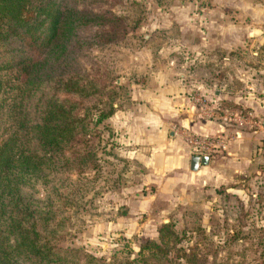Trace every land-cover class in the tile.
<instances>
[{
	"label": "rangeland",
	"instance_id": "1",
	"mask_svg": "<svg viewBox=\"0 0 264 264\" xmlns=\"http://www.w3.org/2000/svg\"><path fill=\"white\" fill-rule=\"evenodd\" d=\"M93 5L111 7L125 31L119 30L117 44L79 58L88 76L105 85L104 94L83 100L80 110L93 124V135L85 139L98 147V192L88 194L79 221L61 244L109 258L136 251L143 240L156 238L162 223L174 219L179 227L182 213H194L212 240L242 251L246 264H264V167L258 163L226 179L191 183L169 169L161 171L166 150L139 144L149 130L144 126L149 111L195 112L192 96L214 99L219 89L238 94L244 85L259 87L264 95V63L253 68L244 53L256 50L257 41L264 47V0H96ZM250 12L257 17L249 20ZM221 30L234 36L227 48L215 36ZM182 100L187 104H177ZM108 101L114 113L94 123L98 111H108ZM165 127L182 141L174 132L185 127Z\"/></svg>",
	"mask_w": 264,
	"mask_h": 264
},
{
	"label": "trees",
	"instance_id": "2",
	"mask_svg": "<svg viewBox=\"0 0 264 264\" xmlns=\"http://www.w3.org/2000/svg\"><path fill=\"white\" fill-rule=\"evenodd\" d=\"M93 3L0 0V264H246L242 251L206 235L194 213H182L179 227L174 219L162 223L136 251L109 258L61 244L88 194L98 192V147L85 139L93 124L80 110L105 85L88 76L79 58L117 44L125 31L111 7ZM255 49L244 52L253 68L264 63L263 45ZM106 104L94 123L114 113Z\"/></svg>",
	"mask_w": 264,
	"mask_h": 264
},
{
	"label": "crops",
	"instance_id": "3",
	"mask_svg": "<svg viewBox=\"0 0 264 264\" xmlns=\"http://www.w3.org/2000/svg\"><path fill=\"white\" fill-rule=\"evenodd\" d=\"M247 14H250V17H248L249 20L257 17L255 12ZM257 19H259V16ZM230 22L233 23L231 17L228 19L229 24ZM215 36L222 39V46L224 48L229 47V42H227L228 39L234 37L232 33L227 30L216 31ZM248 36L249 38H252L251 35ZM256 38L259 37H255L254 40H256ZM235 43L236 42L233 40L232 44ZM254 44L257 46L259 45V42H254ZM256 72V76L259 78V69H256ZM230 93L231 92L221 94L218 91H215L214 100H228L231 97V100L234 102H240L243 106L253 110L255 114H264V95L259 94V87H255L254 85H244L243 92L238 94ZM169 97L175 96L170 94ZM168 99L171 101L170 98ZM182 102L187 104L185 100L179 101L177 104H181ZM169 123L178 124L179 126L185 127L187 130L198 134L214 135L225 131H233L237 136L225 151L216 153L210 157L207 165H199L195 171H190L188 169L189 157L192 154L189 152L187 146L182 141H178V143L177 139L174 137L175 135L173 136L171 131L165 127V125L167 126ZM147 125L149 126V130L144 129L145 133L139 144L149 143L152 145L150 146L151 149L161 148L166 150V157H164L165 161L160 165V169H162L161 171L169 173L167 172L169 169L173 174H179L186 178H190L191 183L194 181L197 183H203L207 180V177H210L213 180L226 179L234 172H241L250 168L255 169L258 163L259 167H264V132L262 131L253 132L245 128L231 129V127L225 123L201 118L197 111L194 112L193 108L187 109L183 114L175 111H167L166 113H154L153 111H149L144 126ZM164 137H169L173 143L177 142L178 146L170 145L168 140H163Z\"/></svg>",
	"mask_w": 264,
	"mask_h": 264
},
{
	"label": "built area",
	"instance_id": "4",
	"mask_svg": "<svg viewBox=\"0 0 264 264\" xmlns=\"http://www.w3.org/2000/svg\"><path fill=\"white\" fill-rule=\"evenodd\" d=\"M260 92L263 93L264 91L261 90ZM191 101L196 106V111L200 117L225 123L231 129L245 128L253 132H264V116L255 114L251 109L245 107L226 108L212 99H206L201 94L192 96ZM174 133L180 136L191 154L207 155L209 158L216 153L225 151L237 136L233 131L207 135L187 129H177Z\"/></svg>",
	"mask_w": 264,
	"mask_h": 264
},
{
	"label": "water",
	"instance_id": "5",
	"mask_svg": "<svg viewBox=\"0 0 264 264\" xmlns=\"http://www.w3.org/2000/svg\"><path fill=\"white\" fill-rule=\"evenodd\" d=\"M209 160L210 158L207 155L192 154L189 157L188 169L190 171H195L199 165H207L209 163Z\"/></svg>",
	"mask_w": 264,
	"mask_h": 264
}]
</instances>
